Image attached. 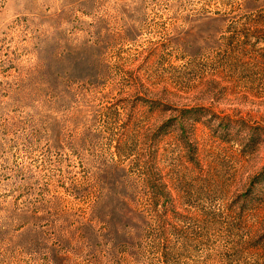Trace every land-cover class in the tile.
Wrapping results in <instances>:
<instances>
[{"label":"rangeland","instance_id":"obj_1","mask_svg":"<svg viewBox=\"0 0 264 264\" xmlns=\"http://www.w3.org/2000/svg\"><path fill=\"white\" fill-rule=\"evenodd\" d=\"M262 248L264 0H0V264Z\"/></svg>","mask_w":264,"mask_h":264},{"label":"trees","instance_id":"obj_2","mask_svg":"<svg viewBox=\"0 0 264 264\" xmlns=\"http://www.w3.org/2000/svg\"><path fill=\"white\" fill-rule=\"evenodd\" d=\"M50 80H51V78H50ZM52 82V81H51ZM156 204H157V202H156ZM262 249H264V248H262ZM165 255H166V253H165Z\"/></svg>","mask_w":264,"mask_h":264}]
</instances>
